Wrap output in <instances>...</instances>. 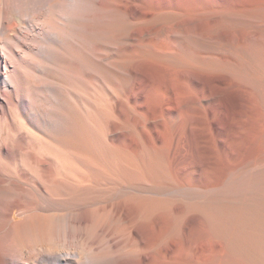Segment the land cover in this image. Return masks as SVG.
Instances as JSON below:
<instances>
[{"label": "bare ground", "instance_id": "6f19581e", "mask_svg": "<svg viewBox=\"0 0 264 264\" xmlns=\"http://www.w3.org/2000/svg\"><path fill=\"white\" fill-rule=\"evenodd\" d=\"M0 264H264V0H0Z\"/></svg>", "mask_w": 264, "mask_h": 264}]
</instances>
